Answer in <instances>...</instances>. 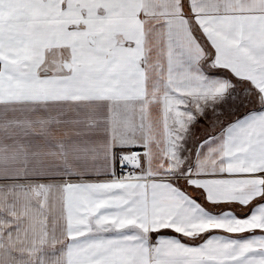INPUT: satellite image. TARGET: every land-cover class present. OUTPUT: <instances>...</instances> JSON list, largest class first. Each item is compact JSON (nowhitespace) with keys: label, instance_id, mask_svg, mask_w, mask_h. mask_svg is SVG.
I'll use <instances>...</instances> for the list:
<instances>
[{"label":"snow or ice","instance_id":"6c2138e0","mask_svg":"<svg viewBox=\"0 0 264 264\" xmlns=\"http://www.w3.org/2000/svg\"><path fill=\"white\" fill-rule=\"evenodd\" d=\"M0 264H264V0H0Z\"/></svg>","mask_w":264,"mask_h":264}]
</instances>
